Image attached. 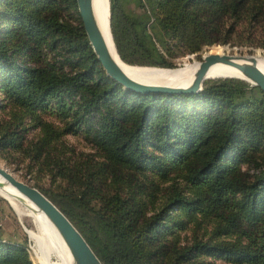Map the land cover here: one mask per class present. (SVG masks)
Segmentation results:
<instances>
[{
  "label": "trees",
  "instance_id": "1",
  "mask_svg": "<svg viewBox=\"0 0 264 264\" xmlns=\"http://www.w3.org/2000/svg\"><path fill=\"white\" fill-rule=\"evenodd\" d=\"M137 3L140 15L110 0L114 45L134 70L264 39V0ZM0 156L26 162L102 264H264V92L238 78L195 94L124 89L76 0H0ZM0 264H32L26 242L0 238Z\"/></svg>",
  "mask_w": 264,
  "mask_h": 264
},
{
  "label": "water",
  "instance_id": "2",
  "mask_svg": "<svg viewBox=\"0 0 264 264\" xmlns=\"http://www.w3.org/2000/svg\"><path fill=\"white\" fill-rule=\"evenodd\" d=\"M76 4L85 34L96 59L100 62L105 74L120 84L124 89L139 94H195L202 89L203 82L209 79L206 78V73L210 67L216 63H224L238 70L241 76L217 74L212 76V79L238 78L259 87L264 92V73L256 67L254 59L251 56L245 58L244 55L237 56L236 54L225 53H208L203 55L201 60H199L194 78L188 86L153 84L137 81L128 76L111 57L97 25L92 0H76ZM2 182H6L16 189L44 213L68 247L73 264H102L76 227L39 189L32 186L29 182L17 178L8 169L0 166V186Z\"/></svg>",
  "mask_w": 264,
  "mask_h": 264
},
{
  "label": "bare ground",
  "instance_id": "3",
  "mask_svg": "<svg viewBox=\"0 0 264 264\" xmlns=\"http://www.w3.org/2000/svg\"><path fill=\"white\" fill-rule=\"evenodd\" d=\"M110 1L109 0H92V6L94 16L100 32L104 38L107 49L117 63V65L131 78L143 82L153 84H167V85H181L188 86L193 78L198 66L199 61H194L191 65L183 66L179 69L168 70L162 72H146L134 70L121 61L119 54L117 53L114 45L111 29H110ZM227 48H220L218 52L211 53H225ZM237 56L239 54H236ZM247 58L246 55H244ZM256 67L264 73V55L258 53L252 56ZM217 74H229L235 76H241V73L234 67L224 64H213L206 73V78H211ZM212 79V78H211ZM207 80V79H206ZM0 191L9 195V199H13L14 196H20L25 203L29 206V216L31 218V229H27V233L32 240V251L37 257V260L41 264H73L71 254L66 246L64 240L50 222V220L44 215V213L34 205L29 199L21 195L16 189L8 185L6 182H2ZM14 206V204H13ZM32 253V254H33Z\"/></svg>",
  "mask_w": 264,
  "mask_h": 264
},
{
  "label": "rangeland",
  "instance_id": "4",
  "mask_svg": "<svg viewBox=\"0 0 264 264\" xmlns=\"http://www.w3.org/2000/svg\"><path fill=\"white\" fill-rule=\"evenodd\" d=\"M137 4V0H122V5L126 11L140 15L143 13L144 8ZM241 40H243L242 43H237L238 38H234L229 44L212 46L208 47L205 52H200L198 54H187L177 57L174 59L177 66L175 68L165 70H175L186 65H191L192 62L200 60L196 57L197 55L200 54L202 57L203 55L211 52H218L220 48H227V50L224 52H228L230 54H239L251 57L257 55L258 53H262L264 55V47L261 46L264 39L261 35H258L253 39L248 38L247 35L244 34V37L241 38ZM66 141L68 144L74 146L77 150H90V146L81 137L67 136ZM25 164L26 162L19 161L17 157L14 159H4L0 156V166L8 169L17 178L32 183L33 180L30 178V175L26 174ZM43 182L48 183V180L45 178ZM4 194V192L2 193L0 191V238L2 240H7L14 243L26 242L32 264H41L32 251V240L27 233V229L32 228L31 218L29 216V206L20 196H14L13 199H9V195ZM190 233V231L186 233L187 237H190ZM210 263L228 264L223 260H211Z\"/></svg>",
  "mask_w": 264,
  "mask_h": 264
}]
</instances>
